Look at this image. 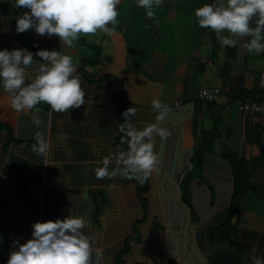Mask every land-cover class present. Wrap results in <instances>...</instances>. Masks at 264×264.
Listing matches in <instances>:
<instances>
[{"label":"crops","instance_id":"0c3cea01","mask_svg":"<svg viewBox=\"0 0 264 264\" xmlns=\"http://www.w3.org/2000/svg\"><path fill=\"white\" fill-rule=\"evenodd\" d=\"M11 1L0 0V50L10 51L8 44L24 48L15 32L16 7ZM221 2L164 0L148 17L136 0H121L117 24L109 25L114 28L111 37L102 32L80 37L95 46L83 51L98 54L95 62H85L93 66L91 71L76 65L84 105L66 113L49 106L41 112L43 124L38 128L33 117L39 119L40 112L14 111L12 93L4 91L0 79V121L14 134L4 152L6 134L0 132V264H6L14 239L24 243L30 238L31 223L69 214L87 222L82 231L91 238V264H114L126 239L130 250L125 264H254V257L264 264V52L248 53L241 46L250 37H233L237 45L228 47L214 31L199 27L194 10ZM10 31L16 34L14 42L9 41ZM28 34L33 54L41 49L59 51L55 34L40 36L34 28ZM103 48L107 55L102 56ZM69 53L81 51L71 47ZM34 61L47 63L33 56ZM38 74L39 69L26 66L24 86ZM200 87L220 88L221 99L206 104L196 97ZM240 90L235 99L229 98ZM153 100L170 109L162 124L170 135L153 141L157 164L147 179L148 208L141 221L137 182L120 175L97 179L94 169L103 167L101 161L107 156L109 171L119 173L125 167L116 163L118 150L127 151L116 145L122 134L117 128L124 123L122 113L135 108L131 122L142 130L156 123V112L162 111L152 110ZM252 101L259 111L240 109ZM257 130L262 150L256 142ZM37 131L49 144L46 156L32 151ZM215 135L213 153H205L200 165L194 164L195 152ZM224 150L243 159L251 190L230 220L233 230L228 238L219 241L209 234L228 220L233 187ZM11 158L26 167L15 166ZM99 191L104 202L97 198L96 211L89 192Z\"/></svg>","mask_w":264,"mask_h":264},{"label":"clouds","instance_id":"9594fccd","mask_svg":"<svg viewBox=\"0 0 264 264\" xmlns=\"http://www.w3.org/2000/svg\"><path fill=\"white\" fill-rule=\"evenodd\" d=\"M163 2L136 0L137 6L143 8L148 17H153V7H159ZM120 3L121 0H15L16 8L26 10L16 17L15 32L22 34L34 28L40 36L55 34L69 48L81 36H95L102 32L111 37L114 28L109 25L117 24V6ZM194 15L199 27L214 31L223 45L235 47L237 40L233 37H250L241 46L248 53L264 52V43H261L264 40V0H223L219 4H204L194 10ZM225 31L229 35L221 36ZM33 47L38 46L34 44ZM35 55L47 63H41L34 81L24 86L25 67L32 64L34 54L24 48L0 50V79L4 91L12 93V109L21 112L44 103L55 112L66 113L70 108L84 105L85 92L72 56L44 49ZM158 109L162 111L156 112V123L147 124L142 130L131 122V117L136 115L135 108L130 107L122 113L124 123L118 124L117 128L123 133L121 143L127 144V151L118 150L116 163L125 167L119 173L109 171L110 156L104 157L101 161L103 167L94 169L97 179L120 175L136 179L140 184L146 182L157 164L155 137L165 139L170 135V131L162 127L170 109L159 100H153L152 110ZM33 121L36 125L40 124L35 116ZM34 138L36 144L32 151L46 156L49 144L44 134L37 131ZM86 227L83 217L71 214L54 221L33 222L29 239L24 243L14 239L9 245L6 264H91L94 249L91 238L82 231ZM95 251L99 252L98 249ZM253 259L254 264H261L260 259Z\"/></svg>","mask_w":264,"mask_h":264},{"label":"trees","instance_id":"16d2710c","mask_svg":"<svg viewBox=\"0 0 264 264\" xmlns=\"http://www.w3.org/2000/svg\"><path fill=\"white\" fill-rule=\"evenodd\" d=\"M11 2L14 5L15 0L11 1ZM21 10H25V9L16 8L15 25H16V17L20 15ZM19 36L21 39L22 46L24 48H26L28 51L32 52L31 47H30L31 44H30L28 30L25 33L19 34ZM15 37H16V34L14 32L10 31L9 32V41L14 42ZM213 40H214V38H213ZM9 41H8V43H10ZM76 42L81 43L82 46H85L91 50L95 49L94 45L85 43V41L81 38H79L78 41H76ZM8 46H9L8 49L10 51L14 49L13 44H11V45L8 44ZM34 57H38V56H36L34 53ZM97 58H98V54L93 56V60H90L91 58L86 59V60H81L79 62V70H80V66L82 64H84L85 62H95L97 60ZM39 65H40L39 62L34 61V63L28 65V67L31 69H39ZM222 70L224 71V70H226V68H223ZM240 93H242L241 90L238 92L237 91L231 92L229 95V98L235 99L234 94H240ZM48 109H49V105L44 104V103L38 104L35 108L31 109L32 113L40 112V114H41L39 117L40 124L37 125V128L39 126H41V124H43L44 115L41 112L46 113L48 111ZM0 115H1V113H0ZM0 132H4L6 134V141H5V145H4V152H5L6 147L11 142L14 141V134H13V131L11 130V128L8 125L2 124L1 121H0ZM258 132H259V130L256 131V137H257L256 142L258 144V148L260 150H262V146H261L260 141H259V139H261V137H260ZM122 137H123V133L119 137L118 141H116V145L122 146L125 148V150H127V144L121 143ZM216 138H217V135L211 136L210 139L208 140V142H206L204 144L202 149L195 152V154L193 155V158H192V161L194 164L200 165L201 158L205 153L206 154L213 153L214 142H215ZM222 156L225 160H227V162H228V164L232 170L233 187H232V195H231V200H230L228 220L225 222V224L223 226L211 230L210 234H209L211 240L216 239L219 241H224L228 238L229 233L233 230V226L230 225V220L234 215H237L239 213V210L242 208L243 201L248 197L249 192L251 190V187L249 186V174H248L247 166H246L245 162L243 161V159L239 158L236 154H233L227 150L223 151ZM262 156H263V154H262ZM11 162L17 167H20V168L26 167V165L23 162L15 160L14 158H11ZM134 180L137 182L136 194H137V197L140 201V204H141V207L143 210V218L141 220V221H143L145 218L146 210L148 208V202L144 198V194L148 190V180H146V182L143 184H140L136 179H134ZM189 180H190V176H187L183 182V186H182L183 193H186V191H187L186 188H187ZM133 229H134V227H133ZM129 250H130L129 239H126L123 248L117 253V255L114 258V264H125L124 257L128 254Z\"/></svg>","mask_w":264,"mask_h":264},{"label":"built area","instance_id":"2783aa9c","mask_svg":"<svg viewBox=\"0 0 264 264\" xmlns=\"http://www.w3.org/2000/svg\"><path fill=\"white\" fill-rule=\"evenodd\" d=\"M196 97L206 104H215L221 99L222 91L217 87H200L196 91ZM240 109L259 111L260 107L255 101H252L248 104H241Z\"/></svg>","mask_w":264,"mask_h":264},{"label":"rangeland","instance_id":"374dc122","mask_svg":"<svg viewBox=\"0 0 264 264\" xmlns=\"http://www.w3.org/2000/svg\"><path fill=\"white\" fill-rule=\"evenodd\" d=\"M12 1H14V0H12ZM143 16H144V13H142L141 15H140V21H143ZM255 20H253V22H254ZM144 24H142V26H143ZM145 30H147V29H145ZM262 35H264V33H262ZM73 48L77 51V50H80L81 51V53H78V54H76V55H73L72 53H69V47L68 46H66V45H64L61 41H60V45H59V51L58 52H60L61 54H68V55H71L72 56V58H73V63H74V66L75 67H77L76 65L79 63V60L81 59V58H91L92 56H93V52L92 51H88V50H85V51H83L84 49H85V46H82L81 45V43H79V42H74V45H73ZM102 52V56L103 55H107V52L105 51V49L103 48V50L101 51ZM130 63V62H129ZM130 66V65H129ZM92 65L91 64H89V63H84V64H82L81 65V69H88V70H92Z\"/></svg>","mask_w":264,"mask_h":264},{"label":"water","instance_id":"95a60500","mask_svg":"<svg viewBox=\"0 0 264 264\" xmlns=\"http://www.w3.org/2000/svg\"><path fill=\"white\" fill-rule=\"evenodd\" d=\"M89 195L92 197L93 202H94L95 207H96V211H97L98 210V207H97V198H99L102 202H104V200H103V194L99 191V192H95V193L89 192Z\"/></svg>","mask_w":264,"mask_h":264}]
</instances>
